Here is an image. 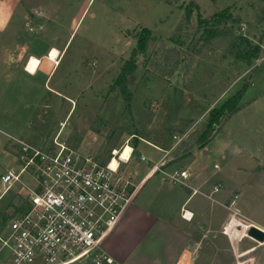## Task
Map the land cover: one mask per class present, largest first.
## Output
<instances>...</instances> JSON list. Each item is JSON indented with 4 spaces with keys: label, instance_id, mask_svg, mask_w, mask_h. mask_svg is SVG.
Listing matches in <instances>:
<instances>
[{
    "label": "rangeland",
    "instance_id": "obj_1",
    "mask_svg": "<svg viewBox=\"0 0 264 264\" xmlns=\"http://www.w3.org/2000/svg\"><path fill=\"white\" fill-rule=\"evenodd\" d=\"M63 1L54 0L63 25L55 32L63 33L62 40L71 12ZM84 3L85 12L53 75L40 85L45 93H27L29 99L35 95L37 99L31 102V116L26 119L30 140H20L43 148L51 146V139L59 134L66 147L93 155L99 163H106L111 151L121 152L128 146L134 153L126 173L135 170L137 180L146 169L137 151L150 165L162 155L154 146L166 153L168 166L177 169L179 162L191 163L188 156L206 145L213 150V144H228L223 160L210 152L199 153L191 170L194 174L204 167L210 173L219 167L215 174L224 188H242L235 205L255 224L264 225V0ZM146 31L144 51L132 58L136 41ZM252 54L256 60L250 59ZM238 92L237 111H217ZM20 95L26 98L19 93V84L10 82L0 91V101L20 115L26 103ZM212 111L218 121L205 145L199 146L196 139L203 131L193 132ZM16 119L0 121L15 128L19 126L9 121L14 124ZM19 121L23 125L21 117ZM1 138L0 133V142ZM4 141L0 144L4 156L0 155V175L15 167L19 155V146L9 134ZM32 184L23 173L0 197V236L10 217L22 209L27 194L24 186ZM249 240H237V251H231L227 262L240 257L238 264H248L251 256L264 252V245L253 252L260 245ZM249 245L253 253L245 255L251 250L245 251ZM4 259L1 254L0 263Z\"/></svg>",
    "mask_w": 264,
    "mask_h": 264
},
{
    "label": "crops",
    "instance_id": "obj_2",
    "mask_svg": "<svg viewBox=\"0 0 264 264\" xmlns=\"http://www.w3.org/2000/svg\"><path fill=\"white\" fill-rule=\"evenodd\" d=\"M56 1L61 2V0ZM84 2L85 0H71L69 3L67 0L63 1V4L69 5L71 12L67 18L65 33L67 36L62 40L63 33L55 32L57 28H63V25L59 17L60 11L55 7L54 0H0V91L10 82H14L19 84V93H24L26 96L23 99L20 95L26 102L22 105L23 110L20 115L10 111V106L0 101V120L14 116L17 117L16 122L12 124L13 122L9 121V123L11 126L16 124L19 126L7 127L0 121L2 134L0 144H4L7 134L15 141H21L22 138L30 140V134L25 125L28 124L26 119L31 116L30 110L33 108L31 102L37 99V95L29 99L28 94L40 91V85L50 80L55 66L58 65L59 56L65 51L68 41L85 12ZM53 50L58 53L57 61L54 63L48 60ZM31 58L39 62L33 74L28 71V66L25 67L26 62ZM46 89L48 90L47 87ZM2 109L7 111L2 112ZM69 112L70 109L68 114ZM5 113L6 116H4ZM20 117L23 119V125H20ZM213 145V150L206 148V145L187 159L190 158L193 164L199 161V153L205 155L210 152L223 160L228 144ZM151 146L149 144L148 147ZM153 147L151 148L162 153L158 160L167 157L166 153L163 155L162 150ZM138 153L139 151L136 152ZM0 155L4 157L1 151ZM191 163L181 165L179 162L177 169L173 168L174 165L169 167L168 163L163 171L169 174L172 171L186 170L189 174L186 184L191 189H197L210 196L215 207L228 205L234 196L238 199L242 188L236 191L224 188L221 179L215 174L219 167L210 173L206 168L198 167L193 174ZM147 166L139 180L136 179L135 170L128 174L126 173L127 165L121 166L123 175L132 179L134 183H141L130 207L102 244V249L114 264H230L231 262L238 264L240 257L227 262L231 251H237L234 249L237 244L230 246L226 237L219 233L223 224L221 214L216 213L210 206L208 208L204 206L197 196H191L189 190L172 183L165 174L147 175ZM155 174L159 176L154 178ZM213 186L218 187L217 192L211 191ZM235 207L248 223L264 231V225L255 224L242 213L240 207L236 205ZM183 212H186L183 216L185 218L181 217ZM234 235L237 233L232 231L230 236L233 238ZM259 245L255 246L254 250L251 249L253 246L249 245L245 251L251 250L245 255L255 252L264 245V242ZM1 254H6L4 249L0 251ZM249 261L248 264H264V252L255 253Z\"/></svg>",
    "mask_w": 264,
    "mask_h": 264
},
{
    "label": "built area",
    "instance_id": "obj_3",
    "mask_svg": "<svg viewBox=\"0 0 264 264\" xmlns=\"http://www.w3.org/2000/svg\"><path fill=\"white\" fill-rule=\"evenodd\" d=\"M58 137L59 134L55 135L51 146L43 148L15 141L19 155L15 167L0 175V197L23 173L28 174L33 184L24 186L27 194L22 209L10 217L4 235L0 236V251L6 252L5 261L0 264H114L102 244L130 207L141 183H134L121 170L122 165L129 164L134 152L130 148L122 160L113 150L106 163H99L93 155H82L66 147ZM136 157L148 165L143 155L138 153ZM112 160L116 162L114 168L110 167ZM159 161L147 166V175L165 174ZM165 175L172 183L189 190L191 196H197L204 206L221 214L223 224L219 233L228 228L240 233L238 241L243 235L248 238V229L255 226L239 214L236 196L228 205L215 207L210 196L186 184L189 179L186 170ZM211 191L217 192L218 187L213 186ZM185 214L181 217L185 218ZM232 219L241 224L236 226ZM223 236L232 246L237 235L232 239Z\"/></svg>",
    "mask_w": 264,
    "mask_h": 264
},
{
    "label": "trees",
    "instance_id": "obj_4",
    "mask_svg": "<svg viewBox=\"0 0 264 264\" xmlns=\"http://www.w3.org/2000/svg\"><path fill=\"white\" fill-rule=\"evenodd\" d=\"M148 32L146 31V33L144 34V36L142 35L137 41H136V46L135 48L132 50L131 52V57H135L139 54H141L144 51L145 48V40L147 38ZM250 59H254L256 60V54H252L250 56ZM249 58L247 59V64L248 66L251 65L250 62H248L250 60ZM251 61V60H250ZM241 93H237L232 95L230 98L225 99L222 104L220 105V107L217 109L220 111H224L227 113H233L234 111H237V102L240 98ZM218 121V116L216 115V112L212 111L211 113H209L207 115V117L205 118L203 123H200L199 126L195 129V131L193 133H195V135L198 134L199 129H202V133L201 136H199L196 139V144H198L199 146H203L205 145V142L207 141V139L209 138L208 135L210 134L211 131V127L216 124Z\"/></svg>",
    "mask_w": 264,
    "mask_h": 264
},
{
    "label": "bare ground",
    "instance_id": "obj_5",
    "mask_svg": "<svg viewBox=\"0 0 264 264\" xmlns=\"http://www.w3.org/2000/svg\"><path fill=\"white\" fill-rule=\"evenodd\" d=\"M48 57H49L48 60L54 63V62L57 61L58 53L55 50H53L50 53V56H48ZM38 63L39 62H38L37 59L31 58L30 61L28 62L29 65H27L28 66V71L33 74L34 71H35V69H36V67H37V65H38ZM129 152H130V148L128 146H126V147L123 148V150L121 152H115L114 154L117 155V156L120 155L119 158L122 159V160H124L126 158V156L128 155ZM159 163H161V166L163 167L166 164H168V161H167V159L165 157V158L161 159L159 161ZM115 166H116V162H115V160H112L111 163H110V167L111 168H114ZM232 222H233V224H236V226H238L237 224H240L239 222L236 221V219H232ZM232 231H233L232 229H228L227 228L224 232H222V234L223 235L226 234V235H228L232 239V237L230 236V234L232 233ZM239 236H240V233H237V236L235 237L236 239L232 242V245H235L237 243L236 241H237V239H238ZM243 238L248 239L244 235H243ZM243 238L241 240H239V241H242Z\"/></svg>",
    "mask_w": 264,
    "mask_h": 264
},
{
    "label": "water",
    "instance_id": "obj_6",
    "mask_svg": "<svg viewBox=\"0 0 264 264\" xmlns=\"http://www.w3.org/2000/svg\"><path fill=\"white\" fill-rule=\"evenodd\" d=\"M149 86V83H146ZM138 155V154H136ZM247 237L256 242L257 244H261L264 242V231L256 228L250 227L246 233Z\"/></svg>",
    "mask_w": 264,
    "mask_h": 264
}]
</instances>
